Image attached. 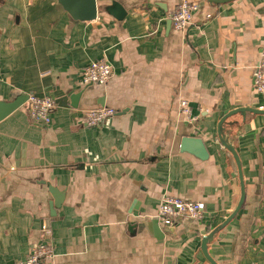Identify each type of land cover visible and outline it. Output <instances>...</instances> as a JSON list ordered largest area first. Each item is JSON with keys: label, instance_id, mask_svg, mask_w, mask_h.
<instances>
[{"label": "crops", "instance_id": "crops-1", "mask_svg": "<svg viewBox=\"0 0 264 264\" xmlns=\"http://www.w3.org/2000/svg\"><path fill=\"white\" fill-rule=\"evenodd\" d=\"M183 1L96 0L97 17L81 20L60 0H0V99L56 102L47 125L26 105L0 121V264H18L40 240L54 246L50 264H208L202 239L241 197L219 121L238 107L264 109L254 90L264 0H187L198 7L180 31L168 21ZM113 2L124 19L107 11ZM102 58L111 79L84 84V66ZM102 106L116 110L110 120L86 124ZM224 127L246 197L208 251L218 264H264V114L239 112ZM185 136L201 138L208 157L182 151ZM164 195L204 202V216L156 221L155 234L141 225Z\"/></svg>", "mask_w": 264, "mask_h": 264}, {"label": "built area", "instance_id": "built-area-1", "mask_svg": "<svg viewBox=\"0 0 264 264\" xmlns=\"http://www.w3.org/2000/svg\"><path fill=\"white\" fill-rule=\"evenodd\" d=\"M198 5L195 2L184 0L172 13L171 21L174 29L186 30L192 23ZM113 75V66L106 59L92 60L82 69V82L84 84H106ZM254 90L258 94H264V50L255 67ZM30 117L38 123L47 125L52 121V112L56 102L49 96L29 94L25 103ZM182 111L190 115V107L187 100L181 101ZM116 110L105 106L91 108L86 112L84 122L90 126L108 122ZM205 213V203L192 201L180 196L164 195L159 203L157 217L166 226H176L185 218L201 219ZM54 246L51 242L40 240L32 245L26 259L18 264H50L54 257Z\"/></svg>", "mask_w": 264, "mask_h": 264}, {"label": "water", "instance_id": "water-1", "mask_svg": "<svg viewBox=\"0 0 264 264\" xmlns=\"http://www.w3.org/2000/svg\"><path fill=\"white\" fill-rule=\"evenodd\" d=\"M208 1L216 2V3H224V2L231 1V0H208ZM60 2L72 14V16L75 19L93 20L98 15L99 8H98L96 0H60ZM107 11L109 13L114 14L119 20L124 19L127 14V10L122 6V4L118 2H113L111 5H109L107 7ZM168 22L170 24L171 20H169ZM80 95H81L80 93L73 94L72 95L73 100L78 99ZM28 98H29V94H19L12 100H1L0 99V121L4 120L14 111L24 106ZM247 111L264 114V109H258V108H252V107H238V108L231 110L227 114H225L220 119L219 124H218V136H219L220 142L234 156L237 167H238V176L240 178V183H241V197H240V200L235 210L224 220V222H222L219 226H217L211 233L205 235V237L202 239L201 250L205 258L207 259L208 264H218L214 260V258H212V256L209 254L208 245L210 241L212 240L216 232H218L221 228L227 225L236 216V214L238 213V211L240 210V208L242 207L245 201L246 188H245V183L243 179V172H242V165H241L240 157L238 155V152L236 151V148L226 136L224 123L232 115L239 113V112L245 115ZM181 150L190 152L198 156L201 159H206L208 157V152H207L205 143L199 137H193V136L183 137L182 142H181ZM50 210H51L52 215L56 213L55 205L53 202L50 203ZM156 221L158 223L160 222L159 219L156 217L155 220H151L148 223H143L141 226L147 227L150 230L155 228V234H156L158 233L157 229L156 227L153 226V223ZM158 228H159L160 235H164L163 233L165 231L168 232L170 230L168 227H166V229L164 228L162 229V227H160L159 225H158Z\"/></svg>", "mask_w": 264, "mask_h": 264}]
</instances>
